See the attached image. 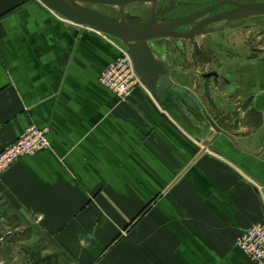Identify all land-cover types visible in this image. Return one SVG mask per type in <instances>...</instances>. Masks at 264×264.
<instances>
[{
  "label": "crops",
  "instance_id": "1",
  "mask_svg": "<svg viewBox=\"0 0 264 264\" xmlns=\"http://www.w3.org/2000/svg\"><path fill=\"white\" fill-rule=\"evenodd\" d=\"M114 42L0 0V151L31 124L49 144L0 177V264H253L236 241L264 218L262 55L215 48L214 89L189 75L218 133L141 87L120 101L99 82Z\"/></svg>",
  "mask_w": 264,
  "mask_h": 264
},
{
  "label": "water",
  "instance_id": "2",
  "mask_svg": "<svg viewBox=\"0 0 264 264\" xmlns=\"http://www.w3.org/2000/svg\"><path fill=\"white\" fill-rule=\"evenodd\" d=\"M38 1L63 20L101 33L118 43L130 58L137 77L164 109L171 111V106L179 102L185 106L192 117L195 119L201 117L216 132H224L217 126L215 120L208 114L201 102L200 97H204L206 92L204 91L201 96L195 95L188 78L191 73L196 74L198 79L203 80L209 88L214 89L216 82L220 84L224 80L220 76L219 70L209 66L210 71L205 73H194L190 70L185 74L181 73L174 67L173 62L168 59L166 53H160L155 46V41L161 38H170L181 45V40L213 33L212 28L202 29L209 24L264 15V2L250 1L242 3L235 0H221L190 15L162 21L158 18L160 13L155 12L154 7L158 2L164 0ZM168 1L170 2L169 8H171L174 0ZM141 4H146L152 10L151 14L146 16L148 12L142 11ZM133 5L140 8L138 14L127 12V8ZM226 5H232L234 9L211 13ZM109 7L116 8V11ZM208 14L212 15L208 16ZM203 16L206 17L189 30L185 32L178 31V28L185 27ZM223 29L225 28L218 31ZM199 86L202 87L201 84ZM207 93L211 95L212 91L209 90Z\"/></svg>",
  "mask_w": 264,
  "mask_h": 264
},
{
  "label": "flooded vegetation",
  "instance_id": "3",
  "mask_svg": "<svg viewBox=\"0 0 264 264\" xmlns=\"http://www.w3.org/2000/svg\"><path fill=\"white\" fill-rule=\"evenodd\" d=\"M198 1L199 0H174L173 6L169 8L170 2L168 0H164L158 2L155 5L154 11L160 13V15H158V18L160 20L167 21L190 15L198 10H202L213 4H216L221 0H207L205 2L200 3H198ZM235 1L242 3H248L250 1L264 2V0ZM178 2L180 3L178 4ZM141 9L144 10V8ZM232 9H234V6L226 5L216 11H212L211 13H217L219 11ZM145 11L148 12L146 13V16H148L152 12V10L148 6L146 7ZM210 15L212 14H208V16ZM204 17L206 16L196 19L185 27L178 28V31L185 32L189 30L191 27L195 26V24L201 21ZM249 25H253L254 27H258L259 29L257 33H255V35L253 34L252 38L254 41L250 43L248 36L246 37L247 39L245 41L240 42L238 44L233 41V39H231L233 34L230 32H233L235 29H241L242 27H249ZM209 28H212L214 30L213 33L199 35L193 39H185L188 41V44L185 43V40H181L182 44L178 45L175 41L170 38H161L155 41V46L160 51V53H166L168 56H171V58H175V55L178 56V54H180L179 61L184 62L185 65H187L188 69L200 68V70H198V73H205L210 71L209 66H213L215 69L219 66H226V62L220 59L221 57L219 58V56L216 55L215 51L216 49L218 50L223 48L232 51L235 45H238L237 47L239 50L246 53L247 56L253 57V59H256L254 58L256 53H260L262 55V58L260 57V59L264 60V15L250 16L243 19L230 20L228 22L212 23L202 29L206 30ZM221 28L225 29L218 31ZM214 35L217 38L214 37ZM198 37H201L200 43L197 39ZM256 40H258L257 44L255 43ZM189 46L192 50L191 56H187L182 52L184 51L185 47L188 48ZM195 65L198 67L194 68ZM205 65H207V67H205Z\"/></svg>",
  "mask_w": 264,
  "mask_h": 264
},
{
  "label": "built area",
  "instance_id": "4",
  "mask_svg": "<svg viewBox=\"0 0 264 264\" xmlns=\"http://www.w3.org/2000/svg\"><path fill=\"white\" fill-rule=\"evenodd\" d=\"M117 58L103 69L99 82L110 89L120 101L128 99L137 87L146 89L134 72L130 58L118 43ZM48 129L28 125L10 144L0 151V177L9 167L24 156L46 149ZM237 248L253 264H264V218L243 231L236 241Z\"/></svg>",
  "mask_w": 264,
  "mask_h": 264
},
{
  "label": "rangeland",
  "instance_id": "5",
  "mask_svg": "<svg viewBox=\"0 0 264 264\" xmlns=\"http://www.w3.org/2000/svg\"><path fill=\"white\" fill-rule=\"evenodd\" d=\"M205 1H207V0H202V1L199 0L198 3L205 2ZM145 6H146V4H144V5L141 4L140 5L141 8H144ZM109 8L116 11V8H114V9L111 8V7H109ZM139 11H140V8L138 6H135V5L130 6L129 8H127V12L130 13V14H138ZM142 11H144V10H142ZM258 30H259L258 27H254L253 25H249V27H242L241 29H235L233 32H230V33L233 34L231 39H233V41H235L238 44L240 42L245 41L247 39L246 37L248 36L249 37V42L251 43L252 41H254L253 38H252L253 34L255 35V33H257ZM214 37H216V36L214 35ZM197 39H198V41L200 43L201 42V37L200 38L198 37ZM185 43L188 44V41L185 40ZM255 43L257 44L258 40H256ZM188 48L190 49V46ZM196 67H198V66L195 65L194 68H196ZM205 67H207V65H205Z\"/></svg>",
  "mask_w": 264,
  "mask_h": 264
},
{
  "label": "bare ground",
  "instance_id": "6",
  "mask_svg": "<svg viewBox=\"0 0 264 264\" xmlns=\"http://www.w3.org/2000/svg\"><path fill=\"white\" fill-rule=\"evenodd\" d=\"M144 5V4H143ZM147 6V5H146ZM146 6L144 7V12H145V10H146ZM111 8H113L114 9V7H111Z\"/></svg>",
  "mask_w": 264,
  "mask_h": 264
}]
</instances>
